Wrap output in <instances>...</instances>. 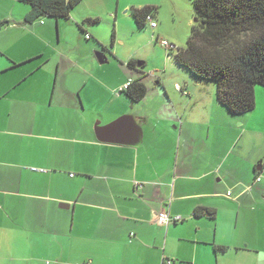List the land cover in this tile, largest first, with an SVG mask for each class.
I'll return each instance as SVG.
<instances>
[{
  "label": "crops",
  "instance_id": "0c3cea01",
  "mask_svg": "<svg viewBox=\"0 0 264 264\" xmlns=\"http://www.w3.org/2000/svg\"><path fill=\"white\" fill-rule=\"evenodd\" d=\"M108 1L26 21L32 5L12 0L18 11L0 16V165L10 167L0 169V264H264V161L246 163L250 184L228 185L236 161L219 154L233 117L216 83L193 72L155 80L141 68L145 45H115L119 11L153 0H117L112 50L94 26L95 3ZM128 81L146 95L134 100ZM127 115L139 145L130 127L98 139V125ZM164 208L183 219L157 225Z\"/></svg>",
  "mask_w": 264,
  "mask_h": 264
},
{
  "label": "trees",
  "instance_id": "16d2710c",
  "mask_svg": "<svg viewBox=\"0 0 264 264\" xmlns=\"http://www.w3.org/2000/svg\"><path fill=\"white\" fill-rule=\"evenodd\" d=\"M32 5L26 21L43 15L68 16L82 0H23ZM196 23L185 48L170 49L176 61L201 79L216 83L217 96L232 113L256 107L255 85H264V0H194ZM158 6L133 8L139 26ZM0 20V30L8 23ZM130 61L129 64H133ZM127 89L134 100L147 93L144 82ZM209 214L213 211L209 210Z\"/></svg>",
  "mask_w": 264,
  "mask_h": 264
},
{
  "label": "rangeland",
  "instance_id": "374dc122",
  "mask_svg": "<svg viewBox=\"0 0 264 264\" xmlns=\"http://www.w3.org/2000/svg\"><path fill=\"white\" fill-rule=\"evenodd\" d=\"M141 1L121 0L122 3L125 2L124 4ZM153 1L156 2L155 6H158L156 21L159 24V28L157 29L152 28L150 25L138 26L133 16L132 6L120 10L118 13L116 11L117 0H113V2L108 1L106 2L107 4L103 3L101 5L95 3V8L100 12L101 21L97 22L94 26L95 28L103 30L102 34L109 42L110 48L114 50V44L112 45L113 34H115L117 29V26L115 27L114 14L116 15L118 13L119 20L122 17L125 20V25H123L125 27L119 32L120 37L124 39V43L119 38L115 40V45H119L122 52L126 54L132 53V48L136 46L145 45L139 51V56H142L147 61L146 65L141 67L142 70L149 74V76L154 77L155 80L157 79L156 77L161 75L164 78L166 75L169 80H176L177 73L190 74L191 71L178 67L175 59L172 58L174 53L169 54V48L164 46L161 41H171L180 48L187 46L196 23L195 19L197 14L195 3L194 0ZM12 3V0H0V16H3L6 12H11V10H14L15 13L18 11V9H14V6L11 9ZM17 7H19L18 4ZM110 8L112 10H109ZM159 35L160 37L157 40ZM161 88L166 92L163 86ZM255 91L257 104L253 110L236 114L228 110L230 116L232 115L231 117L233 118H227V123L232 126V129L227 128L226 135L224 134V143L222 144L224 153L219 155H232L230 160L235 159L236 161L234 173L226 175V182L229 186L233 185L229 181L234 180L238 176L243 178V184H250L255 179V170L251 171V168L249 169L246 163L254 160L258 165L264 161V85L260 83L256 84ZM215 92H217V88ZM212 154L217 155L213 149ZM237 158H240L241 161H238ZM3 168L9 169L10 167L0 165V169ZM260 186H264V172L262 173V180L256 184V187L259 189ZM21 190L27 191L29 189L21 188ZM247 196L250 198L249 194ZM6 237L4 236L3 239Z\"/></svg>",
  "mask_w": 264,
  "mask_h": 264
},
{
  "label": "built area",
  "instance_id": "2783aa9c",
  "mask_svg": "<svg viewBox=\"0 0 264 264\" xmlns=\"http://www.w3.org/2000/svg\"><path fill=\"white\" fill-rule=\"evenodd\" d=\"M148 23L151 24L152 27H156L157 26V22L155 21L154 17L152 14H149L147 16V20ZM161 43L168 47L169 50L170 49H176L178 46H176L175 44L169 42L168 40H162ZM132 84V81H128L126 83V85L124 86V88H128L130 85ZM260 176L257 177V180H260ZM143 183L140 181H135V187L139 188L142 187ZM154 221L156 222L157 225L160 226H167L171 221H178V220H182L183 216L181 214H176L174 216H172L170 214V211L166 208L160 210L159 212H156L155 217H154ZM133 234V233H132ZM170 262V260H169ZM87 264H91L90 262H88Z\"/></svg>",
  "mask_w": 264,
  "mask_h": 264
},
{
  "label": "water",
  "instance_id": "95a60500",
  "mask_svg": "<svg viewBox=\"0 0 264 264\" xmlns=\"http://www.w3.org/2000/svg\"><path fill=\"white\" fill-rule=\"evenodd\" d=\"M120 127L134 128L137 131V134L134 136L132 144L136 146L140 144L142 140V130L137 125L135 119L130 115L122 116L107 126L98 125L96 128L98 139L102 141H107V136L109 132L116 130Z\"/></svg>",
  "mask_w": 264,
  "mask_h": 264
}]
</instances>
